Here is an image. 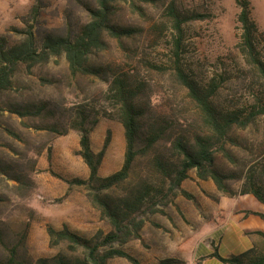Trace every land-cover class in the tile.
I'll list each match as a JSON object with an SVG mask.
<instances>
[{"label":"rangeland","instance_id":"rangeland-1","mask_svg":"<svg viewBox=\"0 0 264 264\" xmlns=\"http://www.w3.org/2000/svg\"><path fill=\"white\" fill-rule=\"evenodd\" d=\"M246 1L252 18L264 31V0ZM236 2L120 0L111 23L136 32L120 40L103 34L105 49L93 51L88 60L89 66L103 70L100 77L72 76L63 55L29 70L25 65L17 67L11 90L0 96V261L15 249L21 264L59 253L72 254L66 246L50 245L48 227H66L78 237L96 242L112 231L111 223L93 201L95 185L69 182H87L89 178L87 166L76 155L80 133L73 126L82 119L94 153L109 139L97 176L106 178L123 165L124 130L108 92L113 76L122 73L146 86L151 102L146 117L160 120L167 133L147 155L136 158L120 187L98 194L103 200H112L124 197L127 190L145 188L152 197L133 215L140 224L137 233L135 225L130 239L111 248L124 251L141 264L168 259L204 264L210 253L229 254L230 241L238 240L264 250V238L255 234L258 231L247 214L252 212L251 200H255L251 195L226 196L211 180H199L195 170L188 173L179 189L168 191V184L151 163L155 155L174 161L169 142L192 137L201 127L195 106L174 77L177 34L168 14L170 6L182 16L193 12L208 15L203 21L183 23L179 57L183 69L200 81L209 82L227 71L230 79L222 85L218 101L226 103L234 97V102L244 103L264 85L237 48L240 9ZM95 7L96 0H0V38L15 44L23 38L18 32L30 30L38 44L48 34L74 39L89 22V10ZM33 104L44 105L45 110L39 116L23 118L9 112L14 106ZM179 120L185 121V126ZM230 137L237 142L226 145L233 162L217 155V167L238 175L242 172L243 177L254 166L258 174L264 165V116L245 131L234 130ZM143 146L139 141L136 148ZM228 184L239 192L240 181ZM108 264L130 263L114 258Z\"/></svg>","mask_w":264,"mask_h":264},{"label":"trees","instance_id":"trees-1","mask_svg":"<svg viewBox=\"0 0 264 264\" xmlns=\"http://www.w3.org/2000/svg\"><path fill=\"white\" fill-rule=\"evenodd\" d=\"M120 0H96V7L89 10L90 20L82 27L80 33L74 38L55 35H45L41 42H36L30 30L18 32L23 36L22 40L10 44L5 38H0V96L11 90L12 78L17 67L25 65L27 69L46 64L52 58L64 56L68 70L72 76L78 74L101 76L103 71L88 65V60L93 51L105 49L102 36L106 34L113 39L131 37L136 30L131 28H118L111 23L115 5ZM152 3L154 0H140ZM240 9L237 16L239 26V38L237 48L245 63L252 69L253 75L264 82V31L260 30L252 18V8L246 0H237ZM168 14L174 24L176 38L173 45V70L178 84L185 89L189 101L195 106L196 115L201 123L200 131L194 132L193 136L177 137L170 141V149L175 160L169 161L159 155L152 158V166L155 172L162 178L164 184H168V191L179 189L181 183L188 178V173L195 170L199 180H211L217 191L234 197L237 195H251L256 201L264 205V165L259 173L256 167L248 168L245 176L242 172H224L216 165V156L221 155L233 162V157L227 150V143L236 145V140L230 137L234 130L245 131L255 124L257 119L264 116V85L260 92L252 94L251 98L244 103H236V98L231 97L226 103L218 101L222 85L230 78L227 71L216 74L209 82L198 80L191 73L184 70L180 65L179 52L182 48V28L186 21H203L208 15L193 12L189 15H180L170 6ZM256 84H251L255 87ZM146 86L138 80L122 73L115 75L109 82L108 92L114 103L117 119L124 130L126 144L124 162L121 169L106 177L99 178L98 170L101 166L109 139L98 153L91 149L89 130L84 127V119L73 126L80 133L79 156L89 170L88 181L72 180L69 183L77 185H95L97 196L93 201L102 210V213L112 226L109 232L100 242L78 237L66 227L55 230L47 228L50 245L66 246L72 254L59 253L50 259H39L31 264H108L114 258L125 259L130 264H141L136 258L124 251L112 249L114 243H124L132 237V227L135 226L137 233L139 222L133 216L145 207L147 201H152L150 191L127 190L122 198L105 200L98 197L99 192L120 187L129 177L133 164L138 156H145L166 135L167 130L160 120L154 121L147 118L150 109V97L145 93ZM45 110L44 105H17L9 112L19 117H36ZM179 124L185 126V121L179 120ZM50 131L56 132L54 128ZM186 132V131H185ZM170 139V138H169ZM141 141L144 146L137 150L136 146ZM245 168L247 165L244 166ZM256 171V172H255ZM237 180L241 182L239 192L231 189L228 181ZM143 180L142 183H144ZM142 185V184H140ZM159 193V192H158ZM188 199H193L183 192ZM156 203V202H155ZM264 220V214L247 212ZM264 238L262 232H255ZM107 247V249H102ZM210 258H215L222 264H264V250L260 251L257 246H252L247 251L226 258L220 257L213 252ZM17 250H11L9 257L0 261V264H18ZM21 264V263H19ZM159 264H183L178 260H163Z\"/></svg>","mask_w":264,"mask_h":264},{"label":"crops","instance_id":"crops-1","mask_svg":"<svg viewBox=\"0 0 264 264\" xmlns=\"http://www.w3.org/2000/svg\"><path fill=\"white\" fill-rule=\"evenodd\" d=\"M251 206H252V212H256V213H261L264 214V205H262L261 203H259L256 200H251ZM252 217V227H254L256 229V231L258 232H262L264 234V220H261L259 217L251 215ZM230 252L229 254L220 256L222 258H226L227 256H231V255H238L244 251L249 250L250 248H252V244H243V242L241 240H238V242H231L230 241ZM212 253H210L209 255H207L208 257L211 255ZM204 264H222L221 262H219L218 260H216L215 258H208Z\"/></svg>","mask_w":264,"mask_h":264}]
</instances>
